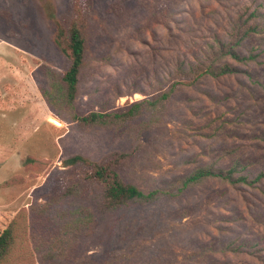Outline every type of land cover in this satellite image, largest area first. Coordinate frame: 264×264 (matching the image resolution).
I'll list each match as a JSON object with an SVG mask.
<instances>
[{"label":"rangeland","instance_id":"obj_1","mask_svg":"<svg viewBox=\"0 0 264 264\" xmlns=\"http://www.w3.org/2000/svg\"><path fill=\"white\" fill-rule=\"evenodd\" d=\"M72 3L0 0V233L19 212L59 191L71 155L101 159L134 148L126 129L83 133L55 116L41 95V65L59 73L69 66L51 41L47 16L65 20ZM253 10L260 31L239 51L263 52L258 62L179 89L163 140L147 148L149 134L142 137V151L123 173L126 181L149 192L169 190L208 164L230 167L237 160L249 171L264 168V0L95 1L76 100L81 114L113 111L167 90L177 62L195 65L215 37L227 38L235 20ZM228 151L233 153L225 157ZM78 205L96 211V234L89 239L62 234L55 249L60 257L49 264L87 263L90 257L105 262L129 252L130 261L119 264H264V251L253 247L264 246L259 189L210 181L174 201L107 216L90 201L65 207ZM230 242L245 251L220 253Z\"/></svg>","mask_w":264,"mask_h":264},{"label":"trees","instance_id":"obj_2","mask_svg":"<svg viewBox=\"0 0 264 264\" xmlns=\"http://www.w3.org/2000/svg\"><path fill=\"white\" fill-rule=\"evenodd\" d=\"M95 1L73 0L70 15L65 20L55 15L47 16L52 28L51 41L69 66L59 73L48 64L41 65L45 82L40 90L41 95L55 116L74 124L83 133L126 129L129 136L133 137L134 148L132 151H113L101 159L81 153L71 155L65 161L66 170L59 191L44 204L34 203L19 212L0 233V264L56 262L60 254L55 249L62 234H72L75 239L93 237L98 228L96 211L86 205L72 209L65 207L71 201L93 202L107 216L129 207L147 209L164 200L174 201L185 192L210 181L222 182L233 188L259 189L264 195V168L257 172L249 171L248 167L237 160L230 167L213 163L196 168L169 190L145 192L126 181L123 176L142 151L141 140L144 135L149 134L147 148H155L163 140L166 118L179 89L197 88L207 79L231 76L238 72L237 64L258 62L263 52L254 53L251 50L249 54L243 55L239 51L251 36L260 31V26L254 22L259 17L257 10L247 16H239L232 24L227 38L215 37L208 44L203 58L198 59L195 65L177 62L175 70L170 72L167 90L151 99L137 101L113 111L81 114L76 109V100L86 66ZM227 153L225 157L233 151ZM185 214L182 217L185 218ZM169 222L164 221V225L172 226L173 229L178 227H173L174 224ZM253 247L255 252L264 251V246L261 249ZM243 251L244 246H235V243L230 242L221 248L220 253L239 254ZM133 254L114 253L110 256L111 260L105 262L90 257L91 261L81 264L128 263Z\"/></svg>","mask_w":264,"mask_h":264},{"label":"bare ground","instance_id":"obj_3","mask_svg":"<svg viewBox=\"0 0 264 264\" xmlns=\"http://www.w3.org/2000/svg\"><path fill=\"white\" fill-rule=\"evenodd\" d=\"M56 120V119H55ZM53 121V120H52ZM54 122H56V124H59L57 121H54Z\"/></svg>","mask_w":264,"mask_h":264}]
</instances>
